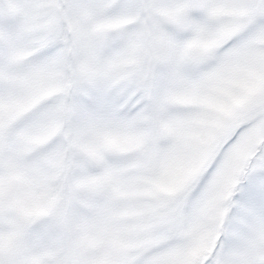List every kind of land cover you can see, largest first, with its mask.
<instances>
[{
  "label": "snow or ice",
  "instance_id": "6c2138e0",
  "mask_svg": "<svg viewBox=\"0 0 264 264\" xmlns=\"http://www.w3.org/2000/svg\"><path fill=\"white\" fill-rule=\"evenodd\" d=\"M0 264H264V0H0Z\"/></svg>",
  "mask_w": 264,
  "mask_h": 264
}]
</instances>
